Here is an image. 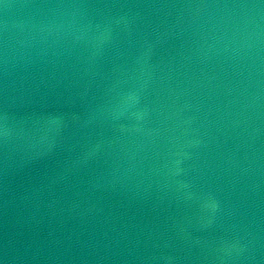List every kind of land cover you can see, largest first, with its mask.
I'll return each mask as SVG.
<instances>
[{"label": "water", "instance_id": "obj_1", "mask_svg": "<svg viewBox=\"0 0 264 264\" xmlns=\"http://www.w3.org/2000/svg\"><path fill=\"white\" fill-rule=\"evenodd\" d=\"M160 264H264V207Z\"/></svg>", "mask_w": 264, "mask_h": 264}]
</instances>
